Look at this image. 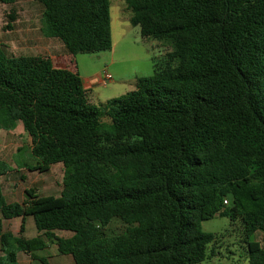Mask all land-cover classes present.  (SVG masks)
<instances>
[{
  "label": "trees",
  "instance_id": "trees-1",
  "mask_svg": "<svg viewBox=\"0 0 264 264\" xmlns=\"http://www.w3.org/2000/svg\"><path fill=\"white\" fill-rule=\"evenodd\" d=\"M34 1L44 8L43 36L68 53L112 49L110 0ZM125 2L142 37L173 50L103 114L78 73L0 42V129L22 124L31 171L64 166L59 197L28 189L10 203L0 186V264L49 243L76 264H201L219 238L202 223L216 217L240 222L249 264H264L251 241L264 232V0ZM8 171L0 159V177ZM28 217L42 235H23ZM17 218L18 235L4 231L3 220ZM115 218L127 230L108 236Z\"/></svg>",
  "mask_w": 264,
  "mask_h": 264
},
{
  "label": "rangeland",
  "instance_id": "rangeland-1",
  "mask_svg": "<svg viewBox=\"0 0 264 264\" xmlns=\"http://www.w3.org/2000/svg\"><path fill=\"white\" fill-rule=\"evenodd\" d=\"M110 2L114 43L112 49L76 56V63L85 84L87 80L99 74L102 77L103 84L97 80L88 90L89 100L100 108L102 114L109 100L135 90L139 78L153 76L156 64L165 67L167 55L173 50L172 44L168 42L147 40L142 37L140 27H133L129 21L131 12L125 0ZM43 11V5L34 0H17L12 5L0 2V42L10 53L21 55L24 46L44 44L43 42L48 40L61 42L59 39H48L43 36L41 32ZM11 16L16 20L13 21ZM8 25H12L13 29H7ZM106 74L111 75V81L105 79ZM103 122L108 125L111 120L103 116ZM31 148V138L21 123L13 131L0 129V159L9 167V171L0 177V186L9 202H20L24 197L27 198L24 192L28 189H34L39 196H61L63 164L52 165L49 171L43 173L31 171L30 168L36 166V160L30 152ZM3 222L4 231L19 230L22 219ZM26 226L25 237H33L37 232L33 217H28ZM127 227L124 222L115 218L107 227L106 234L119 235L124 233ZM202 229L204 232L219 235V238L214 246L210 247L209 258L201 264H249L248 247L240 222L234 223L229 218L216 217L203 222ZM58 232L62 234L61 237H66V234L73 235L67 231ZM251 241L260 243L264 249V232H256ZM211 250L214 256L211 255Z\"/></svg>",
  "mask_w": 264,
  "mask_h": 264
},
{
  "label": "crops",
  "instance_id": "crops-1",
  "mask_svg": "<svg viewBox=\"0 0 264 264\" xmlns=\"http://www.w3.org/2000/svg\"><path fill=\"white\" fill-rule=\"evenodd\" d=\"M46 39V38H45ZM49 39V38H48ZM46 39V40H48ZM44 44H34L33 46L27 47L24 46L21 52V55H30V56H44L50 59L53 67L55 69H66L69 71H72L74 73H78L80 77L82 78L84 89L88 92L89 89H91L99 80L100 83H102V77L101 75H97L94 78H90L87 80V83L85 84L84 79L78 69V65L76 63V56L68 53L64 47V45L59 41L54 40H48L44 41ZM114 45V43H113ZM33 49V50H32ZM35 49V50H34ZM31 51V52H30ZM103 84V83H102ZM90 101V100H89ZM91 103V101H90ZM93 104V103H91ZM94 105V104H93ZM32 149V148H31ZM30 149V152H31ZM26 195V191L24 192ZM5 195V194H4ZM26 200V197L21 199L20 203L24 202ZM9 202V201H8ZM13 203V202H10ZM28 221V218L26 222ZM4 225V222H3ZM15 235H18L19 230H10ZM27 232V226L25 229V233ZM23 234V235H24ZM55 234L59 237L62 236L60 232H55ZM42 235V233H39L38 230L36 234L33 237H28V239L37 237ZM25 236V235H24ZM73 236V235H72ZM70 234H66V237L70 238L72 237ZM65 237V238H66ZM2 255L0 251V256ZM41 259H46L48 264H76L74 258L71 255H62L58 252L57 246L55 244H48V248H46L43 251H39L35 253V257H32L30 254L26 253H20L18 255L19 264H44Z\"/></svg>",
  "mask_w": 264,
  "mask_h": 264
},
{
  "label": "built area",
  "instance_id": "built-area-1",
  "mask_svg": "<svg viewBox=\"0 0 264 264\" xmlns=\"http://www.w3.org/2000/svg\"><path fill=\"white\" fill-rule=\"evenodd\" d=\"M104 77H105V79H106L107 81H111V80H112V77H111V75H109V74H106Z\"/></svg>",
  "mask_w": 264,
  "mask_h": 264
}]
</instances>
